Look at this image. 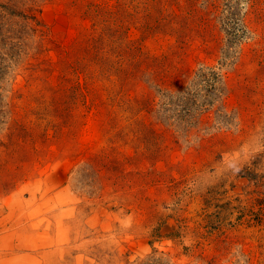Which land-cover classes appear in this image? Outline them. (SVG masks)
I'll return each instance as SVG.
<instances>
[{
    "label": "rangeland",
    "instance_id": "rangeland-1",
    "mask_svg": "<svg viewBox=\"0 0 264 264\" xmlns=\"http://www.w3.org/2000/svg\"><path fill=\"white\" fill-rule=\"evenodd\" d=\"M149 259L264 264V0H0V264Z\"/></svg>",
    "mask_w": 264,
    "mask_h": 264
},
{
    "label": "trees",
    "instance_id": "trees-1",
    "mask_svg": "<svg viewBox=\"0 0 264 264\" xmlns=\"http://www.w3.org/2000/svg\"><path fill=\"white\" fill-rule=\"evenodd\" d=\"M223 83L220 72L215 71L214 68L201 70L195 82V88H199L202 93V101L198 104L196 99V91L194 93L188 92L176 97L170 96L162 104V112L167 115V120L174 119L177 127L183 131L201 124L203 114L209 112L214 105V97L216 93H223L224 89L221 87ZM226 117L218 116L219 121L229 122ZM155 259H149L145 264H158Z\"/></svg>",
    "mask_w": 264,
    "mask_h": 264
}]
</instances>
